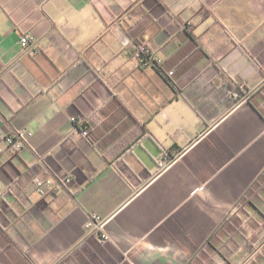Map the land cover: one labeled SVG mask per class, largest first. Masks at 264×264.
I'll return each mask as SVG.
<instances>
[{
    "label": "crops",
    "instance_id": "obj_1",
    "mask_svg": "<svg viewBox=\"0 0 264 264\" xmlns=\"http://www.w3.org/2000/svg\"><path fill=\"white\" fill-rule=\"evenodd\" d=\"M263 175L264 0H0V264H264Z\"/></svg>",
    "mask_w": 264,
    "mask_h": 264
},
{
    "label": "built area",
    "instance_id": "obj_2",
    "mask_svg": "<svg viewBox=\"0 0 264 264\" xmlns=\"http://www.w3.org/2000/svg\"><path fill=\"white\" fill-rule=\"evenodd\" d=\"M21 45L23 47L24 53H35L39 50L38 39L30 34H24L21 38ZM143 52L148 55L150 58L154 59L149 49H144ZM142 54H140L141 57ZM144 64H147L146 61H142ZM155 62V61H154ZM158 63H162L161 60H157ZM173 71L168 72L170 76L173 75ZM250 96V91H245L244 94H239L238 92L234 93L233 98L237 102H245ZM90 129H84L82 132L85 136L90 135ZM33 136V132L26 129H19L9 133L5 137L6 143H8L12 152H17L22 150L25 146L30 145V139ZM178 153V152H177ZM176 160L175 154L166 153L164 154L158 164L159 170H164L168 168ZM34 184L39 192L44 196L52 195L55 192L57 187H63L72 182L70 177H66L63 180H56L53 177H34ZM108 222V219L103 218L99 214H94L87 223V227L90 230L99 232L100 238L102 240H108L110 235L107 234L105 226Z\"/></svg>",
    "mask_w": 264,
    "mask_h": 264
},
{
    "label": "trees",
    "instance_id": "obj_3",
    "mask_svg": "<svg viewBox=\"0 0 264 264\" xmlns=\"http://www.w3.org/2000/svg\"><path fill=\"white\" fill-rule=\"evenodd\" d=\"M155 62H156L157 64H159V63L157 62V60H156ZM245 89H246V88H242V87H239V88H237L236 90L234 89L233 92H232V97L234 96V93H235V92H238L239 94H244L245 91H246ZM80 123H81V124H80V128H81L82 131H83L84 129L90 128V125H89L87 122L82 121V122H80ZM170 153H171V152H170ZM263 177H264V175L262 176V179H263ZM260 183H261V181L258 180V182H256V186H259ZM254 191H255V190H254V187H252L251 190L249 191L248 195L242 199L241 204H242V205H246V206H248V207H250V208L255 209V210L257 211V213L262 217V219H264V215L261 213L260 210H258L257 206H256L255 203L252 201V199H250V196L253 194ZM227 223H229V220H226V221L224 222V224L222 225L221 228H224V229H225V226H226ZM210 241H211V239H210ZM210 241L208 242V244H210Z\"/></svg>",
    "mask_w": 264,
    "mask_h": 264
},
{
    "label": "flooded vegetation",
    "instance_id": "obj_4",
    "mask_svg": "<svg viewBox=\"0 0 264 264\" xmlns=\"http://www.w3.org/2000/svg\"><path fill=\"white\" fill-rule=\"evenodd\" d=\"M141 54H142L141 57H140L141 61H146L147 64H148L149 62H151L153 60L148 55H146L144 52H142Z\"/></svg>",
    "mask_w": 264,
    "mask_h": 264
},
{
    "label": "rangeland",
    "instance_id": "obj_5",
    "mask_svg": "<svg viewBox=\"0 0 264 264\" xmlns=\"http://www.w3.org/2000/svg\"><path fill=\"white\" fill-rule=\"evenodd\" d=\"M261 238H262V240H264V236H263V237H261ZM262 240H261V241H262Z\"/></svg>",
    "mask_w": 264,
    "mask_h": 264
}]
</instances>
